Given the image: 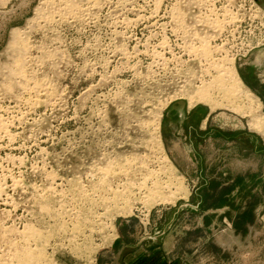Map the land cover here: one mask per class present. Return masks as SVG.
Wrapping results in <instances>:
<instances>
[{
  "label": "rangeland",
  "instance_id": "374dc122",
  "mask_svg": "<svg viewBox=\"0 0 264 264\" xmlns=\"http://www.w3.org/2000/svg\"><path fill=\"white\" fill-rule=\"evenodd\" d=\"M0 147L2 264H264V0H0Z\"/></svg>",
  "mask_w": 264,
  "mask_h": 264
},
{
  "label": "bare ground",
  "instance_id": "6f19581e",
  "mask_svg": "<svg viewBox=\"0 0 264 264\" xmlns=\"http://www.w3.org/2000/svg\"><path fill=\"white\" fill-rule=\"evenodd\" d=\"M161 1V0H160ZM122 3V2H121ZM70 7V6H69ZM157 13V12H156ZM216 27V26H215ZM20 33V32H19ZM19 37L17 36V34H16V31L13 33V40H12V43L13 44H17V43H19V39H18ZM18 45V44H17ZM25 46V45H24ZM196 49V48H195ZM200 49V48H199ZM211 49V48H210ZM209 49V50H210ZM205 50V53L207 54L208 53V49L206 48V49H204ZM18 51V50H17ZM196 52V51H195ZM20 53V52H19ZM17 58V57H16ZM19 60V59H18ZM17 60V61H18ZM225 62V61H224ZM232 63V62H231ZM231 66H233V64H231ZM223 70V69H222ZM220 73H222V72H220ZM25 74V73H24ZM220 75V77H221V75L223 76V78H224V80H225V77H227L228 78V80L226 79V81L228 82H231L232 84H233V88L235 89V91L237 90V91H239V89L242 87V85H241V82H239V79L237 78V74L235 73V71H234V68H232V67H228L227 66V68L226 69H224V71H223V73L222 74H219ZM222 78V77H221ZM220 78V79H221ZM222 78V79H223ZM219 79V80H220ZM217 81V80H216ZM223 81V80H222ZM220 83H221V81H220ZM222 84V83H221ZM221 84H219V85H221ZM29 85V84H28ZM217 85H218V83H217ZM181 87V86H180ZM212 87H214V86H212ZM222 87V86H221ZM225 87H228V86H225ZM229 87H230V85H229ZM232 87H230V88H232ZM206 88V87H205ZM204 88V91L206 90ZM209 88V87H208ZM211 88V87H210ZM237 88V89H236ZM31 90V89H30ZM209 90V89H208ZM241 90V89H240ZM200 92V91H199ZM206 92V91H205ZM228 92V91H227ZM198 93V92H197ZM200 93H202V92H200ZM207 93V92H206ZM239 93V92H238ZM9 94V93H8ZM205 94V93H204ZM203 94V99H201L202 101L204 100V98L205 99H207V96L206 95H204ZM237 94V93H236ZM247 94L248 95H250V93L247 91ZM200 95L201 94H199L198 96L200 97ZM197 96V97H198ZM206 96V97H205ZM209 96V95H208ZM210 97V96H209ZM31 99V98H30ZM211 100V99H210ZM193 101V100H192ZM212 102H213V100H211ZM210 101V102H211ZM204 102V101H203ZM209 102V101H208ZM143 104V103H142ZM214 108V107H213ZM27 115V114H26ZM14 127V126H13ZM10 135V134H9ZM10 140V139H9ZM2 147V146H1ZM0 147V148H1ZM47 158V157H46ZM112 169V168H111ZM110 169V170H111ZM100 170V169H99ZM10 171V170H9ZM106 171H109L108 169L106 170ZM110 172V171H109ZM103 173H105V172H103ZM109 174V173H108ZM90 176V175H89ZM20 178V177H19ZM153 185H154V183H153ZM166 187V186H165ZM152 188V187H151ZM3 190V189H2ZM1 192V191H0ZM42 192V191H41ZM44 193V192H43ZM64 193V192H63ZM61 194V193H60ZM86 194V193H85ZM52 195V194H51ZM48 197V196H47ZM44 199V198H43ZM42 202V201H41ZM34 206V205H33ZM9 216V215H8ZM3 221V220H2ZM2 226V225H1ZM6 229V228H5ZM8 229V228H7ZM1 230V229H0ZM3 230H4V228H3ZM5 231V230H4ZM17 231V230H16ZM15 231V232H16ZM13 232V231H12ZM7 233H8V230H7ZM17 233H19V232H17ZM34 233V232H33ZM40 233V232H39ZM2 234V233H1ZM11 235H12V233H11ZM18 235V234H17ZM4 236V235H3ZM8 236V235H7ZM20 236V235H19ZM28 236H30V235H28ZM33 236V235H32ZM23 237V236H22ZM8 239V238H7ZM6 241V240H5ZM10 241V240H9ZM3 242V241H2ZM0 243H1V241H0ZM7 243V242H6ZM16 243V242H15ZM3 244V243H2ZM11 244V243H10ZM32 244V243H31ZM13 245V244H12ZM10 246V245H9ZM20 246V245H19ZM22 246V245H21ZM2 247V246H1ZM0 247V248H1ZM25 247V246H24ZM28 247V246H27ZM30 247V246H29ZM20 249H22V247H19ZM19 248H18V252L16 251V252H14V251H12V252H14V254L12 255V258L11 257H8V258H11L12 259V261H13V257L14 258H16V259H18L17 260V262H16V264H39L40 263V260L36 257V253H35V251L33 252L32 250L31 251H25L24 253H22V254H20L19 253ZM4 249V251H5V248H3ZM13 249V248H12ZM24 249V248H23ZM28 249V248H27ZM35 249V248H34ZM1 251H2V249H0ZM6 252H8V251H6ZM41 253V252H40ZM4 255V254H3ZM6 255H7V253H6ZM10 255V254H9ZM38 255H39V253H38ZM2 256V255H1ZM5 256V255H4ZM3 256V257H4ZM36 257V258H35ZM5 258V257H4ZM4 258H3V260H4ZM5 259L6 261H9V259ZM2 258H0V260H1ZM2 260V261H3ZM23 260V261H22ZM24 262V263H22V262ZM14 262V261H13ZM1 264H2V262H0ZM4 263V262H3ZM4 264H7V263H4ZM8 264H10V263H8ZM13 264V263H12ZM41 264V263H40ZM43 264V263H42ZM49 264V263H48Z\"/></svg>",
  "mask_w": 264,
  "mask_h": 264
}]
</instances>
